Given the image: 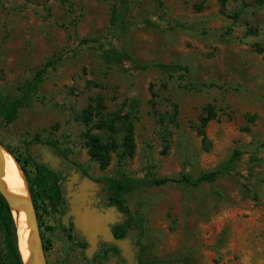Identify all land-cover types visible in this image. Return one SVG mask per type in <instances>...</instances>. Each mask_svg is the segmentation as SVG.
Returning <instances> with one entry per match:
<instances>
[{"label": "rangeland", "instance_id": "374dc122", "mask_svg": "<svg viewBox=\"0 0 264 264\" xmlns=\"http://www.w3.org/2000/svg\"><path fill=\"white\" fill-rule=\"evenodd\" d=\"M115 3L0 0V97L20 95L35 71L47 68L17 117L0 116V142L16 151L31 178L35 163L46 165L43 147L93 180L142 178L148 169L160 177H197L240 151L235 171L213 183L139 186L117 208L133 230L141 264H264V0H134L123 37L110 27ZM84 39L125 49L133 61L187 65L194 88L156 69L133 70L129 60L107 62ZM99 95L109 113L140 101L134 155L120 161L114 152L105 168L86 144L92 125L75 119ZM152 100L163 111L177 105L176 120L162 126ZM209 103L217 116L207 127L212 148L206 151L196 126ZM38 205L47 264H127L111 249L89 256L81 239L67 244L66 209ZM0 264H9L1 226Z\"/></svg>", "mask_w": 264, "mask_h": 264}, {"label": "trees", "instance_id": "16d2710c", "mask_svg": "<svg viewBox=\"0 0 264 264\" xmlns=\"http://www.w3.org/2000/svg\"><path fill=\"white\" fill-rule=\"evenodd\" d=\"M134 0H116L111 9L110 27L114 37H123L130 30L128 20L131 3ZM223 4L228 0H220ZM160 7L164 8L162 1L159 2ZM148 23H152L148 21ZM83 44L90 45L100 52V55L107 62L129 60L132 63L131 69L138 71H146L148 69H156L168 78H177L181 85L185 88H194L188 77L190 68L177 62H137L131 59V56L125 49L101 41L100 39H84ZM47 71L46 67L39 68L33 76L21 87V93L18 96L3 94L0 97V116L7 122L13 121L19 112V109L29 104L36 95L39 85L42 82ZM89 87H99L100 85L93 81L87 80ZM162 84L161 87H165ZM157 85L151 84L150 91L153 96L157 97ZM95 103H90L82 112L75 116L76 121L83 122L92 127L84 133L86 144L89 152L94 159L100 162L102 168L107 167L112 160V153L119 154L120 161L128 156H132L136 150L135 127L134 122L138 117L140 101L131 99L126 106L116 110L113 113L106 112L104 98L96 96ZM153 113L158 122L162 126H166L174 122L178 115V106L174 105L171 111L161 110L157 106L156 100L151 102ZM217 116V110L213 104H207L200 116L199 124L196 126L198 134L202 137L203 148L209 151L212 148V142L207 133V127L210 122ZM96 129L97 132H93ZM5 147L15 156L21 165L28 183L29 191L33 201L38 206L39 201H47L52 207L56 206L62 198V190L59 185V176L52 171L47 165L35 163L34 177L31 178L26 166L21 162L16 151L8 145ZM242 153L234 151L232 155L223 162L219 167L213 170L205 171L199 176L194 177L190 174L181 176H157L150 169L147 170L142 178L124 177L123 179L104 178L108 191L113 194L112 201L119 206L124 205L123 195L136 189L139 186L155 187L168 184H176L184 188L200 187L203 183H213L220 177L231 174L235 171L238 160ZM255 159V158H253ZM0 226L5 234V256L9 264H23L22 257L18 247L17 229L11 209L0 194ZM125 225H117L116 230L119 237H123ZM120 231V232H119ZM47 249V247L45 246ZM115 252L119 254V249L115 247Z\"/></svg>", "mask_w": 264, "mask_h": 264}, {"label": "water", "instance_id": "95a60500", "mask_svg": "<svg viewBox=\"0 0 264 264\" xmlns=\"http://www.w3.org/2000/svg\"><path fill=\"white\" fill-rule=\"evenodd\" d=\"M4 147L5 146L0 142V194L8 203L11 212L14 208L20 210L23 206L27 228L30 229V236L26 245L27 250L31 255L30 262L28 264H47L44 255V244L37 219L36 208L31 193L29 199L20 198L16 195L10 194L4 185ZM40 152L43 161L48 164L51 169L55 170L59 167L61 159L52 150H50L48 147H43ZM16 161L18 162L17 159ZM65 165L66 164H63V166ZM72 174L73 175L68 178L66 183L68 197L71 204V214L74 216L75 226L82 232L87 242L90 244L87 254L92 256L98 250V243L103 241L118 247V249L121 251V256L126 260L127 264H141L136 253L138 247L133 243V239L130 237L119 238L111 229V225H114L116 222L121 220L120 216L122 214L117 212L114 207L109 209H100L97 206H93L92 203H97L96 200L91 199L92 197H95L97 193V183L85 178L79 183L76 189H74V183L78 182L79 174L75 171H72ZM22 261L23 264H27L23 260V257Z\"/></svg>", "mask_w": 264, "mask_h": 264}, {"label": "flooded vegetation", "instance_id": "af4514ba", "mask_svg": "<svg viewBox=\"0 0 264 264\" xmlns=\"http://www.w3.org/2000/svg\"><path fill=\"white\" fill-rule=\"evenodd\" d=\"M50 149V148H49ZM51 150V149H50ZM54 152V151H53ZM55 153V152H54ZM59 156V155H58ZM61 159V163L59 164V167L57 169H55V171L57 172L58 176H59V185L61 187L62 190V198L59 202L56 203L55 208L58 209V205H62L64 207V209H66V212L68 213L69 217H70V221H69V225L66 226V229L69 230L68 234L65 233L64 236H66V243L68 244L70 241H74L76 243H78L80 241V239L87 243V247H90V244L87 242L86 238L84 237V235L82 234V232L75 226L74 224V216L71 214V204H70V199L68 197V190H67V181L68 178L71 177L72 171H75L76 173L79 174L78 177V182L74 183V189H76V187L79 185L80 182H82L85 178H86V174L84 172V170L82 169V167H77L75 165H73L71 162L67 161L66 159H64L63 157L59 156ZM63 164H66L65 166H63ZM48 167L49 165L46 164ZM50 168V167H49ZM62 174V180H60V175ZM91 181H94L97 183V193L95 195V197H92V200H96L97 203H92L93 206H97L100 209L105 208V209H109L114 207L116 209L117 212H119V209L117 208V204L114 203L111 199V197L113 196V194H111L108 189L106 184L103 182L104 178L101 179H96L93 180L92 178H90ZM100 186H103L105 188V191H107L108 193H103L100 190ZM33 199V198H32ZM35 204V202H34ZM40 205L36 206L35 204V208H36V213H37V219H38V223H39V227H40V232H41V212L39 210ZM120 213V212H119ZM120 221L116 222L114 225H111V229L114 232V234L118 236V229L116 230L117 225H125L123 228H125V232L123 234V237H119V238H127L130 237L133 239V243L138 247L137 242L135 241V236L133 234V230L132 228H130L127 224H124V220H123V216H120ZM71 231H74L75 233H71ZM120 232V231H119ZM41 236H42V240H43V244H44V250L46 252V248H45V242H44V236L43 233L41 232ZM115 245L112 244H108L106 242H99L98 243V250L94 253H100V252H106L108 251V249L113 250V252L115 251L114 248ZM116 247V246H115ZM118 248V247H117ZM137 258L139 260V248H137ZM119 254L121 255V251L119 250Z\"/></svg>", "mask_w": 264, "mask_h": 264}, {"label": "bare ground", "instance_id": "6f19581e", "mask_svg": "<svg viewBox=\"0 0 264 264\" xmlns=\"http://www.w3.org/2000/svg\"><path fill=\"white\" fill-rule=\"evenodd\" d=\"M5 157V172L3 182L10 194L16 195L20 198H30V191L26 181L24 172L14 156L3 148ZM14 221L17 227L18 247L23 260L28 264L30 262V252L27 250V240L30 236V229L27 228L26 217L23 211V206L20 210L14 208L12 210Z\"/></svg>", "mask_w": 264, "mask_h": 264}]
</instances>
